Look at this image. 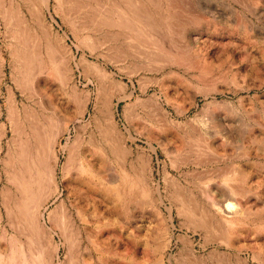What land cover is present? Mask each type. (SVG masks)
<instances>
[{"label":"rangeland","instance_id":"obj_1","mask_svg":"<svg viewBox=\"0 0 264 264\" xmlns=\"http://www.w3.org/2000/svg\"><path fill=\"white\" fill-rule=\"evenodd\" d=\"M45 263L264 264V0H0V264Z\"/></svg>","mask_w":264,"mask_h":264},{"label":"bare ground","instance_id":"obj_2","mask_svg":"<svg viewBox=\"0 0 264 264\" xmlns=\"http://www.w3.org/2000/svg\"><path fill=\"white\" fill-rule=\"evenodd\" d=\"M15 132H16V131H15ZM225 207H226V209H231V208H233V207H232L230 204H228V203L226 204ZM45 264H46V263H45Z\"/></svg>","mask_w":264,"mask_h":264}]
</instances>
